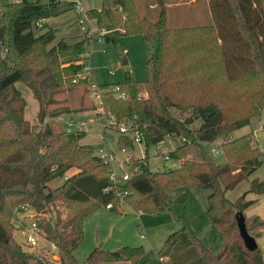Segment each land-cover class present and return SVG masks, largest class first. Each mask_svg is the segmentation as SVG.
I'll return each mask as SVG.
<instances>
[{"label":"trees","instance_id":"obj_1","mask_svg":"<svg viewBox=\"0 0 264 264\" xmlns=\"http://www.w3.org/2000/svg\"><path fill=\"white\" fill-rule=\"evenodd\" d=\"M102 2L85 16L107 42L129 34L158 39V53L146 63L147 78L127 76L99 85L103 103L118 121H128L142 133L147 153L168 137L180 140L170 157L181 164L154 172L148 160L140 159L129 164L131 169L139 166L140 172L116 182L111 163L94 154L93 146L80 143L85 133L55 131L47 124L48 117L70 112L48 111L59 103L56 96L66 85L91 81L84 75L87 39L55 42L56 29L39 26L77 3L0 0V264H138L145 250L130 245L113 251L98 246L81 263L75 251L85 236L86 217L109 204L112 209L128 204L139 212L160 213L172 208L169 192L178 186L211 189L208 214L226 242L214 254L184 226L168 237L161 257L173 264H264L259 247L246 248L236 219L238 211L254 202L246 200L248 192L264 193V179L252 180L250 190L235 201L227 196L263 161L253 134H232L259 117L264 106V0H210L212 22L180 27L169 26L166 0L143 8L138 0ZM151 5L159 9L156 18ZM194 86L200 93L181 90ZM25 89L39 102L36 120L27 117ZM241 99L242 112L233 113V103ZM183 107L190 109L188 118L172 114ZM196 120L200 125L193 127ZM219 139L223 163L205 146ZM118 145L131 149L135 141L130 133H121ZM73 168L77 171L61 185L48 187ZM23 204L33 207L35 220L58 248V260L25 251L17 243L12 233L16 226L5 216L13 219ZM52 211L54 217L46 215Z\"/></svg>","mask_w":264,"mask_h":264},{"label":"rangeland","instance_id":"obj_2","mask_svg":"<svg viewBox=\"0 0 264 264\" xmlns=\"http://www.w3.org/2000/svg\"><path fill=\"white\" fill-rule=\"evenodd\" d=\"M16 1L21 0H10V2ZM41 1L48 2L49 0ZM66 1L79 3V7L71 8L60 15L45 19L44 26L42 25L44 28L42 29L45 30L49 27L56 29L57 37L55 42L65 39L68 43H75L82 39H87L89 42L86 45L88 58L85 60L87 70L84 75L88 76L91 81L80 82L71 87L66 85L67 89L56 96L59 103L50 106L48 111L54 112L65 108L69 109L70 112L48 117L46 123L52 126L55 131L85 133L80 143L93 146L94 154H97L98 150L104 147L109 153L114 155L115 161L111 163L110 170H114L119 177L126 172H131L129 164L123 162L129 156L131 157V165L140 159L148 160L150 168L154 172L174 169L180 166L181 161L171 158L170 152L181 142L176 139L170 142V137L166 138L160 145L150 146L148 153L144 139L141 143H135L134 148L121 149L118 145V138L121 134L119 131L120 124L110 125L116 119L113 114L108 115L107 123L104 117L98 116L101 106L99 104L100 100L93 93L95 87L92 82L97 89L99 85L122 82L126 80L127 76L134 80H145L148 76L147 60L151 55H157L158 53L157 37L148 41L141 34H129L121 36L118 42H107L105 38L101 37V32L95 22L86 20L85 16V12L89 9H100L103 4L102 0ZM155 1L138 0L142 8L150 5V3H155ZM168 2L171 3L168 6L169 26L180 27L209 22L202 17L205 11L202 7L206 3L203 0H198L192 5L183 3L181 0H168ZM207 8L208 10L211 9L210 1ZM196 9H200V12L196 13ZM150 12L152 18H156L159 15L157 6L152 8ZM124 60L128 62V71L123 64ZM181 90L183 92L186 91L188 94L200 93V89L197 86ZM231 91H235V89L233 88ZM25 97L29 102L27 117L33 120L36 118L39 102L34 98L31 90L26 91L25 89ZM243 108L242 99L238 100L237 103H233L232 112L240 113ZM106 110L107 108L105 107ZM171 112L180 119H186L190 115V109L186 107L172 109ZM83 120L86 121L84 125L81 123ZM119 121L133 128L132 124H128V121ZM199 125L200 121L196 120L193 127H198ZM247 134H253L255 142H257L263 152V161L253 174L244 178L234 188L227 191V196L233 201L250 190L252 180L264 179V106L259 117H253L248 125L233 132L232 136L240 137ZM205 146L215 161L219 163L226 162L225 156L221 151L220 139L212 143L206 142ZM216 149H219L220 152L217 153ZM166 154H169L168 159L164 157ZM76 171L77 169L73 168L67 175L69 176ZM65 176L57 177L48 182V187H58L64 182ZM169 193L173 200L172 208L160 213L139 212V210L128 204H124L121 209H109L107 206H101L90 213L84 223V239L75 251L79 261L83 263L98 246L113 251L130 245L143 247L145 250V255L138 264H173L167 257H161V255L168 237L184 226L189 232L202 240L214 254L219 253L225 246L226 241L208 214V197L211 194V189L199 186H178ZM246 200L254 201L243 213L246 217L249 232L256 238L264 257V225L261 224L264 221V193L248 192ZM237 211L235 210V212ZM46 215L54 217L55 212L52 211ZM257 217L258 220H255ZM5 219L8 223H15L17 228L12 233L23 250L51 258V246L46 239L40 238L38 246H30L26 242L22 222L16 219L13 221L8 215L5 216ZM29 222L27 221V223ZM107 264L117 263L109 262ZM118 264L130 263L121 262Z\"/></svg>","mask_w":264,"mask_h":264},{"label":"built area","instance_id":"obj_3","mask_svg":"<svg viewBox=\"0 0 264 264\" xmlns=\"http://www.w3.org/2000/svg\"><path fill=\"white\" fill-rule=\"evenodd\" d=\"M77 7H79V3H77ZM40 22H39V24H40ZM85 70H87V67L85 68ZM93 86L95 87V90H94L93 93L96 95V97L99 98V100H100L99 104L101 105L100 106V110H99L100 113H99L98 116L99 117L100 116L104 117L106 119V123H107L108 119H109L108 115L111 114V112L108 109L105 111L104 103H103L102 96H101V91L98 88L96 89L95 85H93ZM81 123H82V125H84V124H86V121L83 120ZM110 125H119L120 133H123V134L130 133L132 135L135 143H141L142 140L144 139L142 133L139 130H137L135 128H131L130 126H128V125H126V124H124L122 122H119L117 119H115V122L111 123ZM169 140H170V142H172L173 138H169ZM160 144H162V143H159L157 145H160ZM216 152L219 153L220 150L216 149ZM97 154L100 157L104 158L106 161H109L110 163H113V161H115L114 155L112 153H109L104 147H101L98 150ZM164 157H165V159H168L169 158V154H166ZM123 162L127 163V164H130L131 157L130 156L126 157ZM140 171H141V169H140L139 166H134L133 169H131V172H126L121 177H119L118 175L115 174V171L113 170V171H111V178L114 181H116V182H120V181H124V180L129 179L134 172H140ZM67 178H68V175L65 176V179H67ZM107 207L112 209L113 206H112V204H109ZM31 210L33 212H29ZM35 214H36V212L34 211V209H33V207L31 205L23 204V205H20L14 211L13 221L16 219V220H19V221L22 222V226L24 227L26 242L28 243V245H30V246H38L39 245V239L40 238H44V239L47 240V242L51 246V251H52L51 258L54 259V260L55 259L58 260V258H57L58 257L57 256L58 248H57V246L55 244L51 243L46 238L45 232L43 231V229L40 227V225L35 220ZM27 221H30V222L27 223ZM14 225H15V223H14ZM142 237H144V235H142Z\"/></svg>","mask_w":264,"mask_h":264},{"label":"water","instance_id":"obj_4","mask_svg":"<svg viewBox=\"0 0 264 264\" xmlns=\"http://www.w3.org/2000/svg\"><path fill=\"white\" fill-rule=\"evenodd\" d=\"M123 64L125 66V69L128 71L129 67H128L127 60H124ZM236 219L238 222L240 235L244 241L246 248L250 251H255L259 247V245L257 243L256 238L253 235H251V233L249 232V230L247 228L246 217H245L243 211H238L236 213Z\"/></svg>","mask_w":264,"mask_h":264},{"label":"crops","instance_id":"obj_5","mask_svg":"<svg viewBox=\"0 0 264 264\" xmlns=\"http://www.w3.org/2000/svg\"><path fill=\"white\" fill-rule=\"evenodd\" d=\"M183 3H187L188 5H192V4H195L198 0H181ZM203 1H205L206 3H205V5H203V9L205 10L204 11V13H203V15H202V17L204 18V20L205 21H209V22H212V12H211V9H209L208 10V8H207V5L209 4V1L210 0H203ZM166 4L168 5V6H170L171 5V3H169L168 2V0H166ZM155 5H151V7L153 8ZM206 9H207V11H206ZM200 12V9H196V13H199ZM168 20H169V17H168ZM44 21H45V19L44 20H42L41 22H40V26L42 27V25L44 24ZM208 23V22H207ZM44 26V25H43ZM170 141V140H169ZM109 209H111V208H109ZM121 263V262H120ZM130 263V262H129ZM118 264V263H117ZM131 264V263H130Z\"/></svg>","mask_w":264,"mask_h":264}]
</instances>
